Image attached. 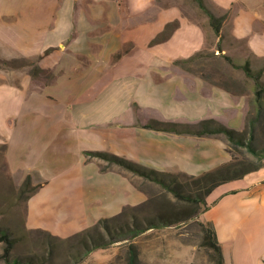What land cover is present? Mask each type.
<instances>
[{
    "label": "crops",
    "instance_id": "crops-1",
    "mask_svg": "<svg viewBox=\"0 0 264 264\" xmlns=\"http://www.w3.org/2000/svg\"><path fill=\"white\" fill-rule=\"evenodd\" d=\"M203 2L222 17L217 34L210 25L189 20L175 3L0 0V56L29 57L58 47V54L78 58L65 59L66 73L39 88L32 89L29 78L0 82V137L7 166L13 176L29 175L39 185L26 200L28 229L67 236L144 199L122 175L102 172L99 161L86 160L84 151L190 175L230 159L219 137L143 126L147 119L188 123L204 118L228 126L227 111L243 121L241 99L184 72L175 60L201 50L212 36L224 52L229 44L242 43L249 55L245 60L251 69H261L263 79L264 0ZM174 21L178 25L168 37L151 44ZM7 118L19 120L20 134L3 131ZM26 135L29 152L22 153ZM33 137L34 144L45 145L33 148ZM206 202L199 219L213 226L223 264H264V165L219 184Z\"/></svg>",
    "mask_w": 264,
    "mask_h": 264
},
{
    "label": "rangeland",
    "instance_id": "rangeland-1",
    "mask_svg": "<svg viewBox=\"0 0 264 264\" xmlns=\"http://www.w3.org/2000/svg\"><path fill=\"white\" fill-rule=\"evenodd\" d=\"M172 3L181 6L183 14H185L189 20L197 22L204 27L208 25L207 17L197 7L194 0H155V4L158 6ZM168 31L169 29L165 31L163 36ZM128 45L130 44L125 45L121 53L129 49L128 47L131 45ZM221 46L219 42L216 46L214 38L212 36H207L204 48H202V53L199 54V56L187 62L179 61L177 64L184 72L193 74L213 86L228 91L236 99H241L239 106L242 105L244 110V117L241 124L240 119L235 117L232 112L227 111L224 113L226 118H230V123L227 127L241 131L245 126L248 115L252 113V100L254 98L253 79L247 77L241 68V65L247 62L245 59H249V55L242 43L234 42L229 44L227 47L228 50L225 52L221 51V49H217ZM37 55L29 57L24 55L0 56V63L5 60L12 65L0 66V82L18 83L22 82L25 78H29L31 81L30 87L32 89L39 88L44 84L51 83L55 78L61 77L62 74L66 73V70L61 65L65 59L66 61H69V59L73 57L78 59L71 54L61 53L57 55L55 65L52 68L40 67L39 69H32L35 61L27 66H13L25 63V61L22 60L25 58L34 60ZM120 55L121 54H118L117 57ZM227 57L230 59L229 61ZM14 60L16 62H13ZM249 64L250 62H248V65ZM251 70L257 72L261 69L258 70V68H253ZM262 74L263 79L260 78V80L264 84V72ZM108 78H110V76H108ZM7 120V125L1 126L3 131H5L4 129L6 127V131H12L14 136H16V133L20 134L22 130L18 128L19 120L15 121L13 118H7ZM152 120L153 119H147V122H151ZM217 121L220 122L219 120ZM138 122L140 123V118H137L136 123ZM255 134L257 144L260 145L264 141V110L261 119L257 123ZM214 137L223 139L220 135H215ZM29 143L30 140L28 135H26L25 144L20 150L22 153L29 152ZM34 143L33 137L32 144ZM44 145L45 142L40 141L34 144L33 148ZM5 148L6 143L4 139L0 137V234H7L13 243L10 252V260L31 261L35 264H128V243L133 241L136 245L137 264H212L210 252L200 244V231L194 220L178 226L147 230L133 239L114 241L107 247L96 249L86 255L84 254V251H86L84 248L85 245L82 242V238L85 235L75 236V234L80 233L82 230L67 236H51L45 231L28 229L25 225L26 200L31 192V187L33 185L32 180H30L29 186H24L23 182L26 175L21 177L12 175L6 163ZM242 149L243 148L240 147V150ZM244 155L250 157L247 153ZM95 160L99 161V165L105 167L106 170L102 172L115 171L126 178L133 185L134 189L143 193L144 199L142 201L146 200L148 197L164 192L158 184L152 181L141 178L114 164H109L106 160L98 158ZM168 178V176H165V179ZM167 195L170 197V193H167ZM142 201L133 203L132 205H137ZM114 215L101 217L99 219H109L108 224L110 226H118L123 220H111L110 218ZM97 221L94 224H96ZM93 225L89 228H92ZM98 230L104 238H107L101 226L98 227ZM91 233L96 236L95 231H91ZM125 234L129 235V233L126 232ZM3 246L4 243L0 241V253L3 250ZM0 264H6V262L0 259Z\"/></svg>",
    "mask_w": 264,
    "mask_h": 264
},
{
    "label": "trees",
    "instance_id": "trees-1",
    "mask_svg": "<svg viewBox=\"0 0 264 264\" xmlns=\"http://www.w3.org/2000/svg\"><path fill=\"white\" fill-rule=\"evenodd\" d=\"M197 7L207 17L208 25L215 34L218 33L222 17L212 14L205 6L203 0H194ZM178 25L177 21L167 23L163 31L158 34L151 44L165 40L171 31ZM204 27V26H203ZM169 31L163 36L165 31ZM59 52L58 47H49L36 56L34 60L22 59L23 64L13 65L14 67L27 66L33 63V68H52L55 64ZM202 53V49L184 59H177L175 62H187L196 58ZM227 60L230 59L227 57ZM13 62H16L15 60ZM46 66H42V65ZM12 66L8 61L3 60L0 66ZM245 75L253 79L254 98L252 100V113L244 128L237 131L218 122L214 118H204L193 123H180L166 120L153 119L143 126L154 130L172 132L176 134L187 133L195 136H222L225 143V150L229 153L230 159L218 167L198 174L190 175L186 173H164L151 168H145L137 163L125 159L121 156L104 151H84L86 160L103 159L109 164H114L123 168L141 178L158 184L164 192L158 195L148 197L137 205H125L121 211L111 217V220H123L118 226H110L106 218L99 219L92 228L82 230L75 236L85 235L82 242L85 245L84 254L105 248L114 241L123 239H133L137 235L152 229L168 228L178 226L188 221L194 220L199 227L201 242L200 244L210 252L212 264H223V258L220 246L216 239V234L210 222L202 221L199 215L208 208L206 196L219 184L242 178L246 173L257 170L264 165V141L258 145L256 141V126L263 115V97L264 84L260 80L261 71L254 72L245 62L241 65ZM264 135V134H263ZM240 147L243 148L240 150ZM250 157H246L244 154ZM100 171L106 170L105 167L98 165ZM168 176V179H165ZM23 185H30V176L26 175ZM39 185H32L31 191ZM167 193H170L168 197ZM104 229L107 238L100 233L98 227ZM41 231V230H39ZM96 232V236L91 233ZM129 233V235H126ZM49 234L48 232H46ZM51 235V234H49ZM53 236V235H51ZM89 240H87V239ZM0 241L4 243L3 250L0 253V259L6 264H35L31 261L10 260V252L13 246L11 239L7 234H0ZM127 263L137 264L136 245L133 241L128 243Z\"/></svg>",
    "mask_w": 264,
    "mask_h": 264
}]
</instances>
